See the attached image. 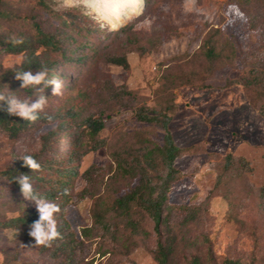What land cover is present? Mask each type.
I'll list each match as a JSON object with an SVG mask.
<instances>
[{
  "label": "rangeland",
  "instance_id": "rangeland-1",
  "mask_svg": "<svg viewBox=\"0 0 264 264\" xmlns=\"http://www.w3.org/2000/svg\"><path fill=\"white\" fill-rule=\"evenodd\" d=\"M45 1L54 11L78 10L88 16V23L95 22L105 31L89 37L99 50L98 62L69 64L62 70L63 95L52 96V88L44 92L48 104L42 113L76 106L82 118L101 116L105 121L98 138L101 146L75 162L80 174L65 208L70 225L66 233H73L75 239L74 264H158L148 215L135 212L139 231L134 234L116 213H108L100 224L96 212H104L137 184V179L117 175L114 155L132 161L149 141L163 144V130L139 121L136 111H164L172 103L176 110L170 112L169 129L175 144L188 151L175 161L180 176L170 190L168 206L199 208L198 218L188 223L183 212L165 210L162 232L166 241L176 242L173 264H186L192 255L205 264H223L225 259L264 264V118L236 83L264 66V12H256L257 27L252 28V17L236 0H143L139 15L113 27L87 0ZM2 6L20 16L33 14L50 29L57 25L37 0H3ZM121 27L126 30L119 32ZM213 28L234 44L236 57L208 72L211 67L198 54ZM113 55H126L130 68L109 64L106 57ZM22 58L1 54L0 70ZM171 68L175 76L196 69L210 87L177 86L167 91L163 75ZM0 95L35 100L38 93L28 97L22 89L7 85L0 88ZM56 125L39 122L16 137L0 128V171L38 152ZM66 151L67 145L52 143L48 157L64 156ZM228 154L233 156L229 161ZM88 170L86 181L82 174ZM25 213L39 216L36 205L0 177V223ZM29 231L0 227V264L68 263V254L57 256L51 249L33 247Z\"/></svg>",
  "mask_w": 264,
  "mask_h": 264
},
{
  "label": "trees",
  "instance_id": "trees-1",
  "mask_svg": "<svg viewBox=\"0 0 264 264\" xmlns=\"http://www.w3.org/2000/svg\"><path fill=\"white\" fill-rule=\"evenodd\" d=\"M147 2V0H145ZM38 4L47 12L57 25L50 29L45 26L42 20L33 14L18 15L3 8V0H0V55H22L19 64L0 70V88L10 85L12 88H21V82L15 79L17 72L38 71L42 66L48 68L49 79H64L62 70L69 64H81L89 66L98 62L99 50L94 43L89 40L92 33L103 35L105 31L96 25L95 22L88 23V16L78 12V10H67L58 12L52 10L45 0H37ZM252 17V28L257 27V17L260 12H264V0H236ZM255 12V13H254ZM256 12L259 14L256 15ZM3 22L11 27L7 28ZM14 25V27H12ZM126 30L120 28L119 32ZM113 34L108 32V37ZM22 38L23 43L13 45L10 38ZM264 47V46H263ZM87 49L91 53H86ZM199 56H202L209 64L212 72L217 66L230 64L236 57L234 44L224 37L218 28L211 29L203 40ZM109 64L122 66L128 70L130 68L126 55L107 56ZM199 71L192 69L188 73L175 76L172 68L163 75L164 85L167 91L175 89L177 86H195L200 89L209 88L204 83V78L199 77ZM237 84H241L249 101L264 118V66L253 69L248 75L242 77ZM51 86L45 88L48 92ZM28 96L32 97L37 93L33 88L22 89ZM255 94L253 96V94ZM176 110V104L172 103L164 111L155 109L140 108L136 111L139 121L154 124L163 130V144L154 143L147 140L138 154V158L129 161L128 157L114 155L117 164V175L122 178L137 179V184L127 193L116 197L111 205L103 212L97 213L98 223H104L108 213H116L126 221L127 227L132 229V233L139 231L138 223L133 216L137 210L145 213L152 221L153 233L156 238V246L153 258L158 264H173V257L176 251L175 240L166 241L163 236L162 227L167 218L165 210L180 211L184 213V222L198 218L199 208L192 206H168V196L173 183L179 178L180 171L175 168V161L187 149L179 148L173 139L169 129L172 120L170 112ZM50 118V119H49ZM56 122V127L50 132V136L45 137L41 149L32 154L42 165L43 171L31 173V170L23 166L21 159L3 171L0 177L7 180L13 187L20 191L15 179L19 175H31L30 179L38 194L54 201L60 207V224L58 229L62 234V239L56 240L51 249L57 256L68 254L67 264H74L72 250L73 233H66L70 230V225L65 219V208L70 203L74 191L73 181L80 172L75 162L81 160L86 153L97 150L99 144V134L105 128V121L101 116H89L82 118L76 106L65 109H57L55 113H40L39 119L35 123L26 122L19 117L8 116L6 112L0 111V128L16 137L22 132L37 123ZM51 139L52 142H51ZM53 144L59 146L67 145L65 155L49 158V151ZM233 156L227 155L228 161ZM241 162L246 163L244 159ZM229 167V163L226 165ZM226 167V168H227ZM154 172H156L154 174ZM90 170L84 172L82 177L87 181ZM21 192V191H20ZM87 192V188L84 189ZM106 206L105 200L101 201ZM108 205V204H107ZM39 219L35 213H25L22 216L10 218L0 223V227L13 228L16 230L30 228ZM169 219V218H168ZM70 238L69 241L65 239ZM68 252V253H67ZM35 264V263H28ZM66 264V263H65ZM186 264H205L197 255H192ZM223 264H244L240 260L225 259Z\"/></svg>",
  "mask_w": 264,
  "mask_h": 264
},
{
  "label": "clouds",
  "instance_id": "clouds-1",
  "mask_svg": "<svg viewBox=\"0 0 264 264\" xmlns=\"http://www.w3.org/2000/svg\"><path fill=\"white\" fill-rule=\"evenodd\" d=\"M67 2L68 0H64L65 4ZM10 42L13 45H20L23 43V39L12 37ZM15 79L21 82L22 89L31 87L38 95L35 100H21L15 95L7 97L0 95V111L6 112L8 116L19 117L26 122L35 123L39 119V114L45 110L48 104V97L44 94L45 88L51 86L52 96L63 95V81L58 78L49 79L46 66H42L35 72L31 70L17 72ZM21 161L24 167L31 170V173L43 171L40 162L32 155H24ZM30 177L31 175L22 174L15 179L24 199L33 202L39 213V219L30 226L29 236L35 241L33 247H51L56 240L62 239L55 218L60 212V207L38 194Z\"/></svg>",
  "mask_w": 264,
  "mask_h": 264
},
{
  "label": "bare ground",
  "instance_id": "bare-ground-1",
  "mask_svg": "<svg viewBox=\"0 0 264 264\" xmlns=\"http://www.w3.org/2000/svg\"><path fill=\"white\" fill-rule=\"evenodd\" d=\"M86 3L101 19L117 27L141 13L143 0H87Z\"/></svg>",
  "mask_w": 264,
  "mask_h": 264
},
{
  "label": "water",
  "instance_id": "water-1",
  "mask_svg": "<svg viewBox=\"0 0 264 264\" xmlns=\"http://www.w3.org/2000/svg\"><path fill=\"white\" fill-rule=\"evenodd\" d=\"M143 7H144V4H143Z\"/></svg>",
  "mask_w": 264,
  "mask_h": 264
}]
</instances>
